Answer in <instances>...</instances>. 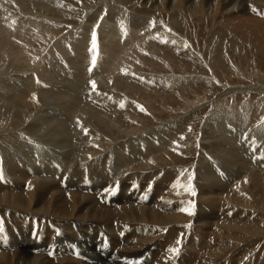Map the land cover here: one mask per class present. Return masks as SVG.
<instances>
[{
    "label": "rangeland",
    "instance_id": "374dc122",
    "mask_svg": "<svg viewBox=\"0 0 264 264\" xmlns=\"http://www.w3.org/2000/svg\"><path fill=\"white\" fill-rule=\"evenodd\" d=\"M260 1L261 0H247L246 2V0H234L233 4L237 7L232 12H225L224 6L228 4L225 0H221L212 11L206 10L207 8L204 6V0H195V5H193L192 9L189 0H159V2L158 0H0V26L5 28L10 27L9 29L13 28V30L14 27H18L22 23L28 26L24 35L16 34L15 36L12 34V38V35L9 36L10 38L7 37L8 39L5 38V42L12 47L10 48L7 46L6 49L0 50V76L1 74L5 75L3 78L4 82L1 80L2 87L0 86V91H2V93L0 92V114L3 113L1 116L2 118L0 117V121H5V130L16 131L18 134L22 133L24 138L23 143L27 145L26 147L23 143V146L20 145L21 143H17L19 146L16 145L15 143L18 142L16 139L12 144L8 145V149L12 150L18 148V150L22 152L24 150L26 152L30 151L33 155L39 152L37 155L42 153L46 156V159L55 156L58 161H65L62 160V158L65 157H81V159H87L91 155H97L101 156L100 158L102 161L100 162L102 166L104 161V166L106 165L117 170L122 169L121 171H126L130 168L129 170L133 169L132 171L143 172L145 174L156 172L157 176H160L162 173L165 175L167 172H172L176 178L180 179V184L184 187L181 199H185L183 200L184 203L189 202L188 208H190L191 212L196 209V195H193L192 192H195V189L199 190V186L208 178L213 177L217 182L227 180L229 184L233 185L238 184L240 186H245L247 184L249 187L254 186L256 182L254 180L256 178L255 175L250 172V169L257 164L254 159V154L259 153V149L261 150L260 152L264 151V99H261L263 98L264 92L258 93V91L250 97L252 103H248L251 104V106L248 105L249 109H245L247 105L244 104V106L243 103L246 100V95L250 96L251 91L248 88L246 90L245 87L253 85L258 86L257 88H261V90L264 88V0H262L263 2ZM149 2L151 3L149 4ZM252 2L253 5L251 4ZM156 3H159L158 7ZM241 7H246V13L245 11L242 12L244 9ZM208 12L211 13L209 14ZM240 18L243 20L239 21ZM153 21L155 22L154 26ZM80 31L84 34V42H82L83 45L81 44V46H78V51H76L75 41L78 40H76V36L80 34ZM93 33L96 35L98 47L99 44H110V42L113 43L119 39L125 41L128 36L133 34L138 35L140 33L139 36L144 37V44L142 43L143 45L140 44L136 48L141 50L143 59L139 62L136 60L137 63L133 61L136 66H129L126 65L125 62L127 55L121 53L123 58L121 57L120 60L124 59L121 62L113 59V63L111 62V64L106 61H100L97 58L96 64L93 67L92 60L95 55L91 48ZM70 39H72V42L69 41ZM53 43L59 46L57 45L55 47ZM70 46L72 47L70 48ZM15 50L19 52L20 57H17ZM98 51V53H100V48ZM143 51L145 52L143 53ZM113 70L114 72H111ZM76 71L82 72H80L81 76L79 73L76 74L77 77H80L78 79H76L77 77L75 76ZM61 72H64L63 75ZM17 74L22 80L16 76ZM34 74L37 76L36 78ZM40 74L41 76H38ZM117 74L119 75L117 76ZM160 75H162V79ZM169 75L176 77L174 81L169 78ZM7 76L9 78H7ZM86 76L87 79H85ZM153 77L158 79L156 80V78ZM32 78L36 79L34 80L35 82ZM84 79L86 82L83 81ZM89 81L96 82V90H93ZM23 82L26 84H23ZM36 82H39V84ZM111 82L112 84H109ZM143 83L144 85H142ZM18 86L20 88H26L20 90ZM29 86L30 88L27 90ZM42 86L44 88L48 86L47 88L49 90L45 88L46 91ZM231 86L237 87L238 89L237 94L239 99L236 103V107L239 109L238 115L233 112L231 98L227 99V97H225L224 102L227 104L225 103L226 105L222 108H218L217 106V103H219L217 99L223 97L221 94L225 93L228 87L234 89ZM52 87L55 89L56 87L64 89L66 93L69 91V98L73 97V100H69L70 102L77 100L76 104L75 102L73 103V108H75L74 110L78 113L76 117L82 119V122L81 120H76L75 117L67 115L66 112H60L58 106L65 102L60 99V95L59 93L57 94V91H55L56 93L53 91L54 88L51 89ZM101 89L103 91H101ZM25 91L26 93L32 92L38 95V102L32 103L29 100L21 102V100L19 101L16 98H14L15 101H11L16 93ZM48 91L50 92L48 93ZM98 94L101 98H104V101L102 99V101L98 100V98H100ZM43 96L46 99H43ZM57 98H59V101ZM248 98L249 97H247V99ZM17 100L18 102H16ZM117 101L121 102L123 105L127 104L128 108L124 106L119 107L121 104H117ZM130 101H132V103ZM228 102L231 104H228ZM46 103L50 106V110L46 107ZM88 103L94 106L89 107ZM214 103H216V105ZM1 104H3V107ZM54 104H58L55 105L57 108L53 107ZM100 104L106 106L102 107ZM140 105L143 106L145 111L140 110ZM96 107H99V109L97 110ZM230 110L232 111L230 112ZM88 111L89 115L86 116ZM105 111L108 116H106ZM92 114H94L93 117L91 116ZM241 114H244L243 117L246 116L247 118H241L239 116ZM252 114L253 119H249V123L248 117ZM64 115L69 117V121L65 119ZM95 115H97L98 120ZM59 116L61 117L59 118ZM57 118H59L61 122ZM62 118H64V121H62ZM54 120H56L55 123L53 122ZM39 121H41V123H39ZM74 121L77 123H74ZM108 121L113 124H108ZM42 122L44 124H42ZM37 123L41 125L38 126ZM48 123H52L53 125ZM81 124L83 127H81ZM46 125L49 128H47ZM57 125L61 126L57 128ZM135 126H138V131ZM56 128L58 130H56ZM176 128L178 130H176ZM60 129L63 132H61ZM85 129L88 131V134L85 132ZM65 130L67 134H65ZM94 132L95 135H93ZM32 134L36 136L34 137ZM62 135L65 137L68 135L66 138H68L69 143H64L65 145L60 143L63 139V137H61ZM140 135L142 136L139 137ZM135 136L138 137L136 138ZM19 137L22 138V135H19ZM163 137L165 140H163ZM33 139L39 142L42 141L44 144H30L31 142L29 141ZM126 139L129 140L127 141ZM230 139L235 140L233 149L230 148L231 146L227 145V141H230ZM5 142H9V140H5ZM148 142L152 144L150 143V145ZM49 143H52L51 146ZM45 144L49 145V147H46ZM44 147L48 149H46V151L49 153L44 151ZM150 148L155 153H153ZM165 150H167V153ZM158 151L159 153L157 154ZM109 152L110 154H108ZM216 152L219 153V155ZM231 155L236 156V158L241 161L238 163L235 162L234 164L233 162L231 163V161H229ZM113 157H115L114 160ZM119 157L123 161L122 163H128L129 168L119 163ZM127 159H129V161H127ZM216 160L217 162H215ZM134 162L138 165H135ZM111 164L117 168L113 167ZM201 171H203L204 175ZM209 174H211V176ZM204 176L207 178L205 179ZM259 176L263 175H258V177ZM244 177L246 178L244 179ZM218 178L220 180H217ZM262 179L264 184V176ZM252 180L254 182H252ZM87 183L88 188L100 187L102 184L99 180L95 179H89ZM133 186H135V184ZM18 187H20V185L16 184L14 188ZM106 194L108 193L104 192L101 196H105ZM120 194V192H116L115 196L119 198ZM30 196H32L31 192ZM133 197L129 196L131 200H137L136 197H134V199ZM8 199L9 197L5 199V204L0 202V220L2 221L3 219L8 220L12 217L9 214L11 211H14L10 210L12 207L19 209L16 198L12 201L13 204L9 203L7 201ZM128 204L130 203L125 205ZM2 205L3 207H1ZM36 210L43 212V210L39 208H36ZM182 213L185 214V212ZM29 215L32 219L39 218V222L29 219ZM193 215L194 213L184 215L185 222L181 223L180 228L183 230L189 228L193 220ZM45 216L46 215H42L41 213L35 212V214H33V212H29L28 216L25 217L29 221H27L25 225H17L15 222L9 223L5 228L0 226V229H2L0 230V264H25V261L18 258V251L15 250L16 247L8 244L7 250L5 249V233H8L7 237L9 238L10 235H13L11 236V241L14 240V243L21 240L19 246L33 247L37 243L42 244L43 242L50 241L68 244L71 242L66 234L68 232L65 233V230L60 225L56 230L44 229L43 223L41 222L45 221ZM10 219L14 220V218ZM1 223L4 224V222H0V224ZM75 227L76 226H72L71 230L74 231ZM130 229L132 228L130 227ZM92 232L95 233L92 234ZM92 232L88 234L105 238L106 241L110 235L109 231L104 229V227H96ZM20 233H22V236ZM162 236H157L159 238L156 237V239H154L156 242L152 240L154 243L151 245H156ZM261 240L262 239H257L256 242H260ZM104 242L101 244L100 240H97V247H91L92 251H95V257H97L98 260L95 258V261L93 260V263L90 264H99V259L108 264L118 263V257H115L112 253L113 247ZM2 249H5L6 252ZM26 249L27 252H31L30 248ZM52 250L53 248H50V251ZM99 250L101 253H99ZM74 252L72 253L73 256L76 255ZM34 253H38L36 256L41 254L39 251H34ZM31 254L33 253L31 252ZM76 257L77 256H75V258ZM75 258L73 259L74 264H85L82 259L84 257ZM56 262L59 261L57 260ZM64 262L65 260L62 259V263ZM64 264H66V262Z\"/></svg>",
    "mask_w": 264,
    "mask_h": 264
},
{
    "label": "bare ground",
    "instance_id": "6f19581e",
    "mask_svg": "<svg viewBox=\"0 0 264 264\" xmlns=\"http://www.w3.org/2000/svg\"><path fill=\"white\" fill-rule=\"evenodd\" d=\"M189 1H190L191 9H192L193 5H195V0H189ZM220 1L221 0H204V3H205L204 6H206V8H207L206 10L212 11V9L214 10L215 6L217 4H219ZM225 1L228 2V4L226 6H224L225 12H232L237 7L235 4H233L234 0H225ZM158 2H159V0H158ZM173 2H171V3H173ZM246 2H247V0H246ZM150 3L151 2H149V4ZM249 3H248V5H249ZM251 4L253 5V2ZM156 6L158 7L159 3H156ZM169 8H170V6H169ZM251 8H252V6H251ZM242 9H244V10H242V12L245 11V13H246V7H243ZM170 10H171V8H170ZM208 17H210V16H208ZM232 20H233V18H232ZM240 20H243V19L240 18L239 21ZM21 21H22V18H21ZM139 22H140V20H139ZM139 22H137V23H139ZM9 28H5V27L0 26V37H1L0 38V50L1 51L6 49L7 46H9L7 44V42H5V40L8 39L7 37H9L12 34H14L15 36H16V34L17 35L18 34L24 35L25 34L24 32L28 28V26L25 23H22L18 27H14V30H13V28H11V29H9ZM125 31H126V29H125ZM139 34L138 35H134V34L130 35L126 38V40L124 39L125 41L119 39L113 43L110 42V44H99L98 49L100 48V53H99V56L97 58L100 61H106L108 63H111L113 59L118 61V62L119 61L121 62L122 60H124V59L120 60L121 57L123 58V56L121 55V53H122L124 55H127V58L125 59L126 65H129V66L135 65L134 62L137 63V61L139 62L143 59V54L141 53V50L139 48H136V47H138V45H140L144 42L143 41L144 37L139 36ZM83 35H84L83 32L80 31V34L76 36V40L78 39L77 41H75L76 42L75 43V50L76 51H78V46H81L82 42H84V39H83L84 36ZM12 37H13V35L11 36V38ZM1 40H3V41H1ZM71 40L72 39H70L69 41H71ZM57 45H55V47ZM71 47L72 46H70V48ZM144 47H146V46H144ZM10 48H8V49H10ZM91 48H92V46H91ZM141 49H142V46H141ZM16 52H15V54L17 55V57H20L19 52H17V53ZM144 52L145 51H143V53ZM83 54H84V52H83ZM128 55H130V56H128ZM11 57H12V55H11ZM101 64H102V62H101ZM141 67H143V66H141ZM35 69H37V68H35ZM114 70L111 72H114ZM77 71H79V70H77ZM77 71L75 73L76 77H77L76 74L79 73V75H80V72H81V71L80 72H77ZM63 73H62V75H63ZM2 75L3 74H1V76H0V86L2 83L1 80L3 81V78L5 76V75H3V76ZM118 75L119 74H117V76ZM16 76L19 77L18 74ZM20 76H21V74H20ZM38 76H41V74ZM54 76H55V74H54ZM87 76L85 79H87ZM161 76L162 75H160V77ZM36 77L37 76L35 75V78ZM7 78H9V77L7 76ZM78 78H80V77H77L76 79H78ZM153 78H156V77H153ZM169 78H171L174 81V78H176V77H173V75H169ZM27 79H29V78H27ZM82 79H83V77H82ZM85 79L83 81H85ZM157 79L158 78H156V80ZM161 79H162V77H161ZM29 80H31V79H29ZM32 80L34 81L36 79L32 78ZM144 80H146V79H144ZM150 81H151V79H150ZM163 81H164V79H163ZM71 82H73V81H71ZM78 82H81V81H78ZM36 83L39 84V82H36ZM171 83H172V81H171ZM9 84H11V83H9ZM23 84H26V83L23 82ZM87 84L90 85L89 83H87ZM109 84H112V82ZM70 85H71V83H70ZM142 85H144V83ZM22 86H24V85H22ZM35 86H36V84H35ZM55 86H57V85H55ZM47 87L48 86H46L45 88H47ZM62 87H63V85H62ZM74 87H75V85H74ZM77 87H78V85H77ZM257 87L258 86H253V85L245 87L246 90H247V88L251 90L250 96L246 95V100L243 103V105L244 104L247 105V106L244 105L245 109L248 108V105L251 106V104H248V103L251 102L250 97L254 93H256L258 91H259L258 93L264 92V88H262V90H261V88H257ZM22 88H26V87H22ZM22 88H20V90H22ZM29 88H30V86L27 88V90H29ZM31 88H33V87H31ZM42 88H44V87L42 86ZM53 88L54 87H52L51 89H53ZM232 88H234V89H230L228 87L225 90V93L221 94V96H223V97L222 98L219 97L217 99V102H219V103H217V102L216 103H217L218 108H222L224 105L227 104L226 102H224L225 97H227V99L231 98L233 110H234L233 112L238 115L239 109L236 107V103L239 99V96L237 94L238 89H237V87H232ZM2 89H4V88H2ZM54 89H53V91L54 92L57 91V94L59 93V95H60V99L64 100L63 102H65L64 104H61L58 106V108H60V112H66L67 115H69L71 117H75L77 120L78 117H76V115L78 113L74 110L75 108H73V103L75 102V104H76L77 100L70 102L69 100H73V97L69 98V93H70L69 91H67V93H66L64 91V89H60L58 87H56L55 90ZM0 90H1V88H0ZM24 90H26V89H24ZM37 90H38V87H37ZM37 90H35V91H37ZM15 91H16V89H15ZM101 91H103V90L101 89ZM0 92L2 93V91H0ZM32 92H29V93H26V91L25 92H18L13 96L11 101L12 102H13V100L15 101L14 98H16L19 101L21 100V102L25 101V100H29L32 103L33 102L36 103L38 95H35ZM49 92L50 91H48V93ZM75 92H77V91H75ZM10 93H11V91H10ZM39 95H40V93H39ZM98 95H96V96H98ZM109 95H111V94H109ZM113 95H115V94H113ZM243 96H244V94H243ZM247 97H249V98L247 99ZM262 97L263 98H261V99H264V95ZM44 98L45 97L43 96V99ZM55 98H56V96H55ZM114 98H113V100H114ZM118 98H120V97H118ZM57 99L59 101V98H57ZM101 99L104 101V98H101V96H100V98H98V100H101ZM106 99H108V98H106ZM106 99H105V101H106ZM18 100L16 102H18ZM39 101H40V99H39ZM118 101H117V104H119V103L121 104V102H118ZM226 101H229V100H226ZM130 102L132 103V101H130ZM222 102H224V103H222ZM123 103H125V102H123ZM216 103H214V104L216 105ZM3 104H5V103H3ZM3 104H1L2 107H3ZM90 104H89V107L94 106V105H90ZM112 104H113V102H112ZM228 104H231V103L228 102ZM55 105H58V104H54L53 107H55ZM113 105L115 106V104H113ZM113 105H111V106H113ZM104 106H106V105H104ZM104 106H102V107H104ZM46 107H48V109H49L50 106H48V103H46ZM99 107H96V109L98 110ZM119 107H121V105ZM124 107L128 108V105L125 104ZM55 108H57V107H55ZM116 108H118V107H116ZM40 109H42V108H40ZM84 110H86V109H84ZM231 111L232 110H230V112ZM156 112H158V111H156ZM92 113H93V111H92ZM2 114H0V117L2 116ZM105 114H106V116H108L106 111H105ZM253 114L248 117V122H249V119H253ZM255 114H256V111H255ZM44 115H46V114H44ZM44 115H43V117H44ZM67 115L66 116L64 115V116H65V119L68 120L69 117H67ZM88 115H89V111H88V114H86V116H88ZM93 115L94 114H92L91 116L93 117ZM101 115H103V114H101ZM243 115L241 114L239 116L241 118H245L246 116L243 117ZM80 116H81V114H80ZM95 116L98 120L97 115H95ZM60 117L61 116H59V118ZM62 117H63V115H62ZM59 118H57V119H59ZM38 119H41V118H38ZM47 119H48V116H47ZM62 119H63L62 121H64V118H62ZM85 119H86V117H85ZM78 120H81V122H82V119H78ZM148 120H150V119H148ZM55 121L56 120H54L53 122L55 123ZM106 121H107V119H106ZM106 121H105V123L107 124ZM218 121H219V117H218ZM60 122H61V120H60ZM39 123H41V121H39ZM74 123H77V122L74 121ZM216 123H217V121H216ZM35 124H36V122H35ZM42 124H44V123L42 122ZM48 124H50V123H48ZM108 124H113V123H109V121H108ZM229 124H231V123H229ZM37 125H38V123H37ZM40 125H38V126H40ZM50 125H53V124L51 123ZM5 126H6L5 121H0V169H2V172H3V178L0 179V202L4 203L5 199H7L9 197V199L7 201L9 203L13 204L12 201L14 200V198H16L17 202H18L19 209L12 207L10 210H14V211H11L9 214L12 216L10 218H14V220H11L10 218L8 220H5V219H3V221L0 220V222H4V224L1 223L2 225L0 224V226L5 228L8 226L9 223H15V222L17 225H25L27 223V221H29L28 219L25 218L26 216H28L29 212H31V213L33 212V214H35V212H37V213H41L42 215L43 214L46 215L44 218L45 221L41 222V223H43L44 229L56 230L59 228V225H60L65 230V233L68 232L66 234L68 235V237L71 240V242L69 244L68 243H60V242H56V241H50V242H43L42 244L37 243L33 247H27V246H19L21 240L19 242L14 243V240L11 241L12 240L11 236H13V235H10V238H9V237H7L8 233H5V249L7 250L8 244L16 247L15 250L18 251L17 252L18 258L25 261V264H60V263L64 264L65 262H66V264H74L73 259L75 258V256H77L76 257L77 259H78V257H81V256L84 257V258H82L84 261L83 260L82 261L85 264H90V263H93L92 261L95 258L98 260V258L95 257V255H96L95 251H92V248H91V247H94V248L97 247V240H100L101 244L105 241L106 243L109 244V246L113 247L112 253H113V255H115V257L117 256L119 259L118 263H115V264H264V184H263V179H262V177L264 176V159H262V157H264V155H263L264 151L260 152L261 150L259 149V153L254 154V159L256 160L257 164L252 168L250 166V168H251L250 172L253 175H255L256 179L254 181H256V182H255V185L253 184L254 186H252V187L247 186V184L245 186H243L242 184H241L242 186H240L238 184L237 185L236 184L235 185L229 184V182L227 180H225L226 178L224 179L225 181H223V182H220V181L217 182L212 177L216 181L215 182L212 178L206 179L207 178V177H205L207 175L206 174L204 176L206 179V180L204 179L205 182L199 186V190L195 189L196 209L193 212H191V213H194L193 220L191 219L192 220L191 226L189 228H187L186 230L185 229L183 230L182 228H180L181 227L180 225H181V223L185 222L184 221L185 220L184 215H190V214L186 211H181L180 209L188 208L189 202L188 203L185 202L186 203L185 204L183 201L185 199H183V200L181 199V197H182L181 195L184 192L183 191L184 187H183V185L180 184V179L176 178L172 172H167L165 175H163V173H162L160 176H157L156 172L145 174L143 172L132 171L133 169L129 170L130 168L128 166V163H122L123 161L121 160L120 157L118 158V159H120L119 163L120 164L122 163V165L127 166V168H129L127 170L125 169L126 171H121L122 169L121 170L113 169L112 167H108L106 165L104 166V161H103V166H104L103 167L101 162H100V161H102L100 158L101 156H97V155H91L87 159H83V158L81 159V157H79V158L78 157H76V158L65 157V158H62V160H65V161H58V159L55 156L49 157L50 156L49 155L48 156L49 158L46 159V156L42 153H41L42 155L41 154L37 155L39 152L38 153L36 152L37 154L36 155L34 154L35 156L30 151H27L28 153L25 150L22 152L21 150H18V148L16 149L14 144H13V146L15 149L9 150L8 149L9 144H12L13 141L17 139L18 142H16L15 144L18 145L17 143H21L20 145H22L24 138H23L22 133L18 134V132L16 133V131L5 130ZM60 126L61 125H57V128ZM106 127H107V125H106ZM47 128H49V127L47 126ZM57 128H56V130H58ZM90 128H91V126H90ZM135 128L138 131V126H135ZM25 129H27V128H25ZM69 129H71V128H69ZM94 130H96V129H94ZM94 130H92V131H94ZM176 130H178V129L176 128ZM60 131L63 132L61 129H60ZM223 131H225V130H223ZM226 131H229V130H226ZM64 132H65V134H67L66 130ZM44 133L47 134L46 132H44ZM52 133H54V132H52ZM86 133L88 134V131ZM173 133H175V132H173ZM34 134H36V133H34ZM34 134H32V135L34 136ZM60 134H62V133H60ZM98 134H100V133H98ZM134 134H136V133H134ZM19 135H22V138H20ZM47 135H45V136H47ZM57 135H58V133H57ZM63 135H64V133H63ZM63 135L61 136V137H63V139H62V142H60V143H62V144L69 143L68 138H66L68 135L66 137ZM93 135H95V132ZM53 136H55V135H53ZM141 136L142 135H140L139 137H141ZM56 137H58V136H56ZM168 137H169V135H168ZM58 138H56V139H58ZM76 138H77V136H76ZM220 138H221V136H220ZM51 139H53V138H51ZM5 140H9V142H5ZM28 140H27V142H28ZM163 140H165L164 137H163ZM29 142H31L30 144H32V143H36V144L41 143V145L44 144L42 141L39 142L35 139H33ZM70 142H72V141H70ZM101 142H103V141H101ZM151 142H148V143L150 144ZM218 142H219V140H218ZM234 142H235V140L230 139V141H227V145L231 146L230 148L233 149L234 148ZM51 144H50V146H51ZM90 144H92V143H90ZM220 144H221V142H220ZM23 145L25 147L27 146L24 143H23ZM41 145H40V147H41ZM118 145H116V146H118ZM125 145H126V143H125ZM133 145H134V143H133ZM45 146L49 147V145H47V144H45ZM59 146H60V144H59ZM158 146H159V142H158ZM33 147H36V146H33ZM46 147H44L43 149L46 153H49L48 151H46V149H47ZM122 147H123V145H122ZM65 149H69V148H65ZM120 149H122V148H120ZM6 150H8V151H6ZM150 150H151V148H150ZM39 151H40V149H39ZM151 151L153 152V150H151ZM159 151H160V149H159ZM159 151L157 152V154L159 153ZM165 151L167 153V150H165ZM139 152H140V150H139ZM18 153H20V154H18ZM53 153H50V154H53ZM112 153H115V152H112ZM153 153H155V152H153ZM55 154H56V152H55ZM108 154H110V152ZM133 154H134V152H133ZM217 154L219 155V153H217ZM229 154H230V152H229ZM245 154H246V152H245ZM85 157H87V156H85ZM121 157H123V156H121ZM114 158L115 157H113V160H114ZM148 158H149V155H148ZM66 160H69V161H66ZM246 160H248V159H246ZM127 161H129V159H127ZM143 161H144V159H143ZM229 161H231V163L233 162V164H234L235 162L238 163L241 160L239 161L238 158H236V156L231 155V159ZM215 162H217V160ZM242 162H243V160H242ZM244 162H245V160H244ZM141 163H144V162H141ZM134 164L138 165L135 162H134ZM213 164H214V162H213ZM146 165H148V164H146ZM113 167H115V166H113ZM197 167H199V166H197ZM236 167H237V165H236ZM115 168H117V167H115ZM245 168H248V167H245ZM207 170H209V169H207ZM201 172L203 173V171H201ZM214 172H215V170H214ZM246 172H248V171H246ZM211 174H209V175L211 176ZM203 175H204V173H203ZM258 175H263V176L258 177ZM219 176H220V174H219ZM226 177H227V175H226ZM248 177H250V176H248ZM245 178L246 177H244V179ZM89 179L99 180L102 184L100 187L88 188L87 180H89ZM217 180H220V179L218 178ZM228 180H230V179H228ZM83 181H84V185H83ZM254 181L252 180V182H254ZM16 184L20 185V187L14 188L16 186ZM134 184H135V186H133ZM116 186H119V187H116ZM30 192L32 193V196H30ZM104 192H107L108 194H106L105 196H101ZM116 192L121 193L119 195L120 196L119 198H117V196H115ZM129 196H132V197L134 196L137 198V200H131L129 198ZM134 197H133V199H134ZM127 203H130V204L125 205ZM1 207H3V205ZM36 208L43 210V212H45V213L39 212L38 210H36ZM182 212H185V214H183ZM23 218H24V220H23ZM29 219L39 222L38 221L39 218L38 219H32L30 215H29ZM89 219H92V220H89ZM94 220H96V221H94ZM72 226H76L74 231L71 230ZM96 227H104V229L109 231L110 235L107 238V241L105 238H100L97 235L92 236L91 234L90 235L88 234L89 232L94 231ZM130 227L132 229H130ZM93 233H95V232H92V234ZM20 234L22 236V233H20ZM157 236H159V237L162 236V237L160 240H158L159 242H157L156 245L152 246L154 241H155L154 239H156ZM159 237H157V238H159ZM257 239H262V240L260 242H256ZM90 240H91V242H90ZM152 240H154V241H152ZM174 247H179V249H180L179 254L176 255L175 257H173V255L170 254V252H169V249L174 248ZM26 248H30V251L33 254H31V252H27ZM50 248H53V250L50 251ZM5 249H2V250L5 251ZM72 250H73V252L75 251L74 252L76 254V255L74 254L75 256H73ZM34 251H39L43 256L41 254L36 256L38 253L36 254V253H34ZM99 253H101V251ZM62 259L65 260L64 263H62ZM57 260L59 262H56ZM67 261H68V263H67ZM99 261H100L99 264H108L107 262H105L101 259H99Z\"/></svg>",
    "mask_w": 264,
    "mask_h": 264
},
{
    "label": "snow or ice",
    "instance_id": "6c2138e0",
    "mask_svg": "<svg viewBox=\"0 0 264 264\" xmlns=\"http://www.w3.org/2000/svg\"><path fill=\"white\" fill-rule=\"evenodd\" d=\"M154 25H155V22L153 21V26ZM169 31H171V30H169ZM165 42H167V41H165ZM92 51L95 53V55L93 56V60H92V64H93V67H94L95 64H96V60H97L98 54H99L98 53L97 38H96L95 33H93V37H92ZM90 84H91L93 90H96L97 89V84H96L95 81H90ZM37 102H38V100H37ZM123 106L124 105L121 104V107H123ZM139 108H140L141 111H145V109L143 108L142 105H140ZM81 127H83L82 124H81ZM85 132H87L86 129H85ZM262 159H264V157H262ZM2 178H3V172H2V169H0V179H2ZM192 194L195 195V192L193 191ZM180 210L181 211H186L189 214H191L190 208H182ZM0 230H2V229H0ZM179 251H180L179 247H174V248L169 249V252H170V254L173 255V257H175L176 255H178L179 254Z\"/></svg>",
    "mask_w": 264,
    "mask_h": 264
}]
</instances>
